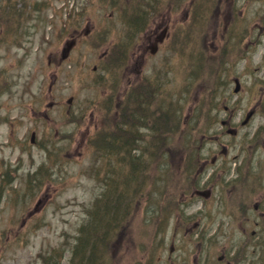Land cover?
Returning <instances> with one entry per match:
<instances>
[{"label":"rangeland","instance_id":"374dc122","mask_svg":"<svg viewBox=\"0 0 264 264\" xmlns=\"http://www.w3.org/2000/svg\"><path fill=\"white\" fill-rule=\"evenodd\" d=\"M10 2L11 14L5 17ZM212 2L210 10L198 4L203 16L190 40L184 37L182 43L181 37L177 50L173 37L166 38L158 53L145 57L142 69L154 66L160 72L165 80L162 89L168 93L162 106L177 110L178 124L167 135L172 161H180L181 156L192 161L198 153L210 159L217 143L207 142L202 150H194L199 136L195 132L221 130L215 140L226 146L227 174L221 168L212 172L211 181H221V192L206 201L212 204L208 233L223 242L232 236H223L215 226L227 217L219 200L227 196L226 180L234 176L230 172L234 161L264 160L263 135L239 142L246 132L264 124V0ZM147 4L148 0H0V264H159L155 246L161 232L155 228V215L137 212L146 202H156L157 191H171L175 180L193 177L191 165L184 169H191L187 175L184 170L177 172L176 164L173 169L164 166V176L157 181L155 166L149 163L143 168L147 155L137 151L142 157L131 164L116 147L124 146L121 138L107 146L94 139L102 128L112 129L113 109L109 106L111 110L105 112L104 107L113 96V84L101 52L123 37L121 17L140 16ZM163 10L147 28L151 22L167 21L171 28L177 27L181 12L172 3ZM71 36L78 40L64 60L61 48ZM210 68L214 69L207 74ZM234 77L241 86L237 93L232 92ZM250 109L253 116L240 125L239 114ZM229 112L231 123L241 130L228 142L231 135L219 120ZM137 144L144 143L137 140ZM117 170L126 174L130 170L132 176L137 171L140 179L128 183L127 190L119 183V173L114 175ZM122 190L129 194L126 200L120 197ZM110 192L118 197L115 208ZM108 198L107 207L101 199ZM192 207L202 210L199 201ZM175 216L173 210V220ZM93 219L106 224L101 228L91 224L97 230L93 228L94 236L89 237ZM169 220L163 232L167 243L176 238ZM103 234L105 239L97 240ZM246 241L251 244L252 237L246 235Z\"/></svg>","mask_w":264,"mask_h":264},{"label":"flooded vegetation","instance_id":"af4514ba","mask_svg":"<svg viewBox=\"0 0 264 264\" xmlns=\"http://www.w3.org/2000/svg\"><path fill=\"white\" fill-rule=\"evenodd\" d=\"M173 2L174 10L178 14L181 12L180 17L175 20V24H182L183 30L186 29L189 34H193L191 31L194 29L195 23L202 19L203 16L201 11L197 9L198 0H173ZM179 30V26L175 27L174 37L177 38L181 35ZM145 31L138 34L135 40L129 39L123 51L118 52L116 49L111 51V64L108 68L113 84V96L110 94L109 100L110 108L113 109L111 134L133 132L143 137L144 141L141 140L142 143L145 142L143 147L138 145L130 147L127 145L125 149L128 151L141 148L145 151L151 150L154 144L153 142H148L147 138L148 136L156 137L157 144L155 149L159 160L150 162V164L157 169V175L153 177L157 181L164 176V166L173 167L176 164L178 166L177 172H182L191 165V169L194 171L193 177L182 176L181 182L175 180L174 184L177 183V185L174 187L173 184L171 191H157L156 202L154 204L146 202L143 205V209L137 212L145 213L148 217H152V213L155 215V228L158 232H161L158 233L160 241H157L155 246V248L159 247V264H264V160H255L253 162L244 161L240 158L238 161H234L230 171L232 174L234 173V176L232 175L226 180L225 191L227 196H220L221 199L219 200L221 211L227 217L225 223L221 224L222 221L218 220V225L215 226L223 236L227 234L228 237L232 236V238L217 242L215 237H212V235L210 237L207 230V223L212 221L210 217L212 204L206 200L212 195L217 197L221 192V181L218 183L211 181L212 172H217V168H221L224 170L223 174H227L225 165L228 161L223 157V154L226 153V146L221 141L215 140L222 135L216 134V132L220 133L221 130L202 129L195 132L199 133L196 148L203 149L207 142L214 141L217 143L215 145L216 151L213 152V156L210 159L198 153L197 159L194 161H163L164 147L162 137L164 134L167 135L168 131L163 133L162 114L164 110L170 112L173 106H169V110L166 105L162 106L161 101L165 102L163 95L168 93L162 89L165 80L160 76V72L154 66H150L145 70L142 67L145 57L148 55L151 58L158 53L160 50L159 46H162L166 38L171 37V26L168 21L162 24L151 22V25ZM107 51L108 49L105 48L101 52L102 58L106 56ZM115 56H122L123 58H116ZM121 88L122 90H119ZM131 95L134 96L131 97ZM132 99L143 105L139 108L143 112L141 121L136 120V118H130V112L123 119V108L119 105ZM112 100H114V103L111 102ZM232 114V112H229L227 117L222 119V122H224L222 126L232 125L230 121ZM144 117H146L147 122ZM154 121L157 122L154 123ZM240 130L239 128L236 134L231 135L228 142L233 137H236ZM175 132H178V130ZM260 135L264 136V130L254 128L251 132H246L241 137L240 145L245 138H250L254 141L255 137ZM252 153H255V143ZM142 164L143 168L147 166V162H142ZM253 164L255 166L251 167L250 165ZM191 169L184 170L182 172L183 175L190 174ZM118 173L120 175L119 183L127 190L129 187L128 183L132 181L138 182L140 179L137 171L134 172V176H137V178L132 176L130 170L124 175H121L122 172L117 170L114 175H118ZM187 181L191 182L186 184ZM197 181H200V184H197ZM152 184L153 180L150 182V191H152ZM164 187L165 185H160L159 188L163 189ZM255 188L257 193H255ZM225 191L223 190V193ZM128 195L125 191L120 192V197L123 200H126ZM110 197L112 199L111 203H113L115 208L118 197L111 194V192ZM137 199L138 197L133 199V201ZM195 201H199V207L202 210L192 207V203ZM204 207L209 210L204 209ZM173 210L176 212L174 220ZM169 219H172V235H176V238L175 240H169L167 243L163 238V232L169 224ZM114 222L116 227V220ZM129 226L131 232H135L131 221ZM124 227L125 225L120 226L123 229ZM193 231L197 232L195 236L191 235ZM246 235L252 237L251 244L246 241ZM190 239L195 240L196 244ZM189 241L192 243H189ZM164 242H166V247L163 245ZM173 253L176 254L174 258L171 257ZM189 254H192L190 259H188Z\"/></svg>","mask_w":264,"mask_h":264},{"label":"trees","instance_id":"16d2710c","mask_svg":"<svg viewBox=\"0 0 264 264\" xmlns=\"http://www.w3.org/2000/svg\"><path fill=\"white\" fill-rule=\"evenodd\" d=\"M11 6H13V3H9L8 4V7H7V9H6V13H5V17H7V13L8 14H11V10H10V8H11ZM179 41V40H178ZM184 42V40L182 39V43ZM180 43V42H179ZM200 63L198 62V65H199ZM196 66H197V62H196ZM201 65H199V67H200ZM212 66H213V64H212ZM214 68H210V70L209 71H206L207 72V74L209 73H211V71L213 70ZM198 70L200 71V68H198ZM203 74H204V72H203ZM137 105H139V106H141V104H139V103H137ZM140 114V113H139ZM139 114H138V117H139ZM165 129H163V133H165ZM100 137V140H101V138L102 139H106V138H108V136H107V133L105 132V131H102V134H101V136H99ZM121 137H124L123 135H121ZM94 138V137H93ZM131 138V140L133 141V140H135V136H131L130 137ZM95 139V138H94ZM94 139H92L91 140V144H92V142L94 141ZM114 139V138H113ZM112 139V140H113ZM154 139H155V142H154V147H156V137H154ZM125 146H127V144L125 145ZM132 147H133V145H132ZM153 147V148H154ZM163 147H166V148H168V140L167 141H164L163 142ZM166 148L164 149V150H166ZM120 151H122V152H124V156L127 154H129V156H130V161H131V164H134L135 163V157H134V155L136 154V153H130V151H127V150H125V149H120ZM155 152V151H154ZM153 154V153H152ZM152 154H151V152H147V160L149 161V160H152L150 157H152ZM168 157H169V159H172V154H168L167 155ZM153 157H154V159H155V157H156V155H154L153 154ZM152 157V158H153ZM141 158V157H140ZM165 159H168L167 157H165ZM134 167H136V166H134ZM118 168V167H117ZM121 175H124V173H121ZM121 192H124V190H122ZM102 200V203H104V205L105 206H109V202H110V198H108L107 200H103V199H101ZM93 217H95V215L93 216ZM108 221H111V220H108ZM91 224H94L97 228H101L102 226H104L106 223H105V221L104 220H100V221H97L96 220V222L94 221V219L89 223V226L91 227V228H89L88 230H87V232H88V235H89V237H90V233L94 236V234L92 233V231H94V229L93 228H95V230H97L96 229V227H93V226H91ZM102 229H105V228H102ZM107 230V229H106ZM82 236V235H81ZM80 236V237H81ZM101 238H103V239H105V234H103V235H101V236H98V238H97V240L98 239H101ZM105 242V241H104ZM58 264V263H57Z\"/></svg>","mask_w":264,"mask_h":264},{"label":"water","instance_id":"95a60500","mask_svg":"<svg viewBox=\"0 0 264 264\" xmlns=\"http://www.w3.org/2000/svg\"><path fill=\"white\" fill-rule=\"evenodd\" d=\"M70 44L71 42L67 43L65 47H63L62 49V53H61V56L64 57L66 54H67V50L69 49L70 47ZM238 84L236 83L235 87H234V91H237L238 90Z\"/></svg>","mask_w":264,"mask_h":264},{"label":"bare ground","instance_id":"6f19581e","mask_svg":"<svg viewBox=\"0 0 264 264\" xmlns=\"http://www.w3.org/2000/svg\"><path fill=\"white\" fill-rule=\"evenodd\" d=\"M140 104V103H139ZM162 117L163 118H167L168 117V115H166V111H163V114H162ZM140 118H136V120H139Z\"/></svg>","mask_w":264,"mask_h":264}]
</instances>
